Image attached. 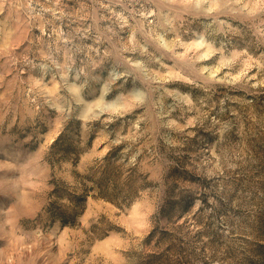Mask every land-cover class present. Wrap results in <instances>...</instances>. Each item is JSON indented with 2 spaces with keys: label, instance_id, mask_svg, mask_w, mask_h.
Segmentation results:
<instances>
[{
  "label": "rangeland",
  "instance_id": "obj_1",
  "mask_svg": "<svg viewBox=\"0 0 264 264\" xmlns=\"http://www.w3.org/2000/svg\"><path fill=\"white\" fill-rule=\"evenodd\" d=\"M0 264H264V0H0Z\"/></svg>",
  "mask_w": 264,
  "mask_h": 264
}]
</instances>
